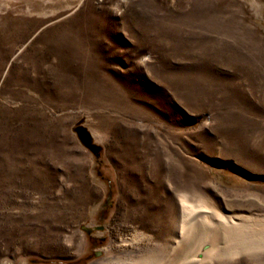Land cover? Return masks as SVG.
<instances>
[{
  "label": "rangeland",
  "instance_id": "rangeland-1",
  "mask_svg": "<svg viewBox=\"0 0 264 264\" xmlns=\"http://www.w3.org/2000/svg\"><path fill=\"white\" fill-rule=\"evenodd\" d=\"M0 264H264V0H0Z\"/></svg>",
  "mask_w": 264,
  "mask_h": 264
},
{
  "label": "water",
  "instance_id": "water-1",
  "mask_svg": "<svg viewBox=\"0 0 264 264\" xmlns=\"http://www.w3.org/2000/svg\"><path fill=\"white\" fill-rule=\"evenodd\" d=\"M78 132L80 133V135L85 139V141H89L90 137H89V133L84 129V128H79Z\"/></svg>",
  "mask_w": 264,
  "mask_h": 264
}]
</instances>
